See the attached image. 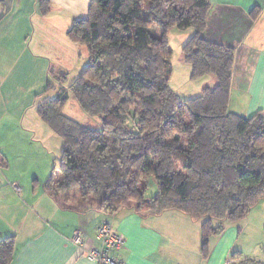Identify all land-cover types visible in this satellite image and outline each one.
<instances>
[{"label":"trees","instance_id":"1","mask_svg":"<svg viewBox=\"0 0 264 264\" xmlns=\"http://www.w3.org/2000/svg\"><path fill=\"white\" fill-rule=\"evenodd\" d=\"M209 9V0H91L88 17L67 32L90 64L37 108L64 140L54 184L64 207L114 214L134 205L204 218V255L223 221L242 219L264 196V114L231 110L235 49L206 39ZM173 27L194 28L183 48L192 77L217 81L186 101L170 86ZM70 94L93 123L64 114ZM152 177L159 191L147 198ZM17 249L15 236L0 239V264H11Z\"/></svg>","mask_w":264,"mask_h":264},{"label":"crops","instance_id":"2","mask_svg":"<svg viewBox=\"0 0 264 264\" xmlns=\"http://www.w3.org/2000/svg\"><path fill=\"white\" fill-rule=\"evenodd\" d=\"M90 3L91 0H0V161L8 159L11 134L26 135L22 120L28 117L20 115L29 108L35 111L33 102L50 79L52 59L65 57L66 33L74 20L88 17ZM209 3L206 39L235 49L230 108L238 93L247 104L236 111L231 108L234 113L243 117L258 111L264 114V0ZM58 36L60 41L56 40ZM73 45L79 50L78 44ZM203 78H207L204 88L217 85L213 75ZM38 119L39 116L31 119L36 128ZM11 125L20 126L21 131L10 133ZM44 129L42 126L40 130ZM20 203L22 217L25 205ZM37 204L36 201L38 214H29L31 221L25 224L24 232L15 234L18 249L11 264H96L72 238L78 231L86 245L96 243V228L103 221L112 223L125 237V248L115 255L126 264H237L236 259L229 258L231 247L221 236L210 237L208 253L204 255L201 237L194 244L186 232H173L190 221L201 233L199 220L178 210L157 215L132 205L114 214L79 212L48 197L41 212ZM260 230L264 232V227Z\"/></svg>","mask_w":264,"mask_h":264},{"label":"rangeland","instance_id":"3","mask_svg":"<svg viewBox=\"0 0 264 264\" xmlns=\"http://www.w3.org/2000/svg\"><path fill=\"white\" fill-rule=\"evenodd\" d=\"M194 32V28L173 27L167 33V39L173 50L171 60L173 73L170 86L182 101L201 94L207 82V78L192 77V65L184 59L183 48ZM66 38L65 57L58 60L52 59L50 79L48 82L46 81L45 88L47 89L50 82L51 89L35 98L33 103L37 107L33 108L34 112L29 108L21 113V118L28 117L22 120L26 135L11 134L9 142H12V144L8 146V151H6L8 159L0 161V238L15 236L17 232L20 234L24 232L25 224L30 223L31 216L38 214L36 201L40 204L37 205L41 212L43 209L42 204L48 200V197L60 201L63 206L67 204L60 193L58 192L56 195L54 191V184L61 176L59 166L64 152V140L42 119H38L37 128L31 120L35 116H39L36 113V108L40 103L56 98L61 87L67 90L70 89L72 82L90 64V57L85 51L86 48L79 46L78 50L76 49L77 45H73L74 43L70 41L67 33ZM56 40L60 41V36L56 37ZM62 77H66L65 80L58 81ZM237 95L238 93L233 97L231 107L235 111L237 107L247 104V101ZM237 103L239 106H237ZM26 112L28 113L25 114ZM63 112L78 122L88 125L93 123V120L80 109L71 94ZM29 123L32 125H29ZM13 126L15 125H11L10 133L11 130L12 132L15 130L21 131L20 126L18 128H13ZM42 126L45 128L44 130H40ZM78 191V189H72L71 193L75 194ZM158 191V184L152 177L146 186L144 195L147 198L153 197ZM21 201L25 205L22 217ZM29 214L31 216L28 218ZM196 219L199 220V226L202 228L205 219ZM181 222L177 221L178 224ZM211 223L218 225L216 220H212ZM263 225L264 196L252 206L248 214L242 219H227L221 223L223 229L217 235L229 242L227 246L230 245L231 247L229 251L231 260L236 259L237 264H245L248 260L259 261L264 264V232L260 230L264 227ZM180 226L181 229L175 228L173 232H176V234L186 232L190 242L192 240L194 244H197V239L201 237L202 233L199 234L198 228H195L196 225L187 221L180 224ZM179 241L185 243L184 239H179ZM188 247L186 250H188Z\"/></svg>","mask_w":264,"mask_h":264},{"label":"built area","instance_id":"4","mask_svg":"<svg viewBox=\"0 0 264 264\" xmlns=\"http://www.w3.org/2000/svg\"><path fill=\"white\" fill-rule=\"evenodd\" d=\"M96 243L86 245L80 232H75L73 242L82 248L83 254L96 264H126L115 253L126 246L125 237L118 233L112 223L103 221L97 227Z\"/></svg>","mask_w":264,"mask_h":264}]
</instances>
